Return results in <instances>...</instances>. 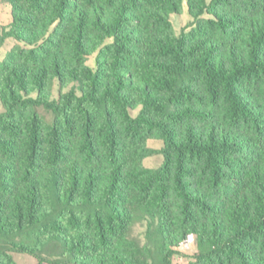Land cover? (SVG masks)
Masks as SVG:
<instances>
[{
	"label": "trees",
	"instance_id": "trees-1",
	"mask_svg": "<svg viewBox=\"0 0 264 264\" xmlns=\"http://www.w3.org/2000/svg\"><path fill=\"white\" fill-rule=\"evenodd\" d=\"M1 1L0 264H264V0Z\"/></svg>",
	"mask_w": 264,
	"mask_h": 264
},
{
	"label": "rangeland",
	"instance_id": "rangeland-1",
	"mask_svg": "<svg viewBox=\"0 0 264 264\" xmlns=\"http://www.w3.org/2000/svg\"><path fill=\"white\" fill-rule=\"evenodd\" d=\"M191 18L186 12L185 4L182 6V12L180 14H172L171 22L174 29L177 33L181 31L189 22ZM11 22V6L9 3L3 2L0 0V28L9 25ZM16 43L12 38L5 39L0 44V61L3 60L7 52L11 47ZM88 64L92 65V59L88 60ZM54 96L57 95V89L54 87L53 90ZM3 111V106L0 102V113ZM137 110L133 111L136 114ZM147 145L153 149H160L162 147V142L159 140H148ZM163 162V156L160 153H155L152 156L146 157L143 160V164L149 168L159 167ZM135 232L142 234L143 228L136 227ZM179 254L175 255L173 258V264H187L190 257L196 251L195 240L194 238L190 239L187 244L178 247ZM15 260L19 264H34L36 259L27 254H14Z\"/></svg>",
	"mask_w": 264,
	"mask_h": 264
}]
</instances>
